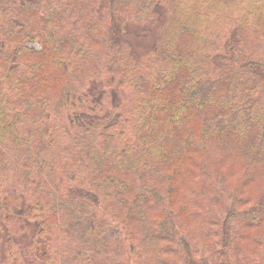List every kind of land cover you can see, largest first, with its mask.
Wrapping results in <instances>:
<instances>
[{"label": "trees", "instance_id": "16d2710c", "mask_svg": "<svg viewBox=\"0 0 264 264\" xmlns=\"http://www.w3.org/2000/svg\"><path fill=\"white\" fill-rule=\"evenodd\" d=\"M231 255L264 264V0H0V264Z\"/></svg>", "mask_w": 264, "mask_h": 264}, {"label": "rangeland", "instance_id": "374dc122", "mask_svg": "<svg viewBox=\"0 0 264 264\" xmlns=\"http://www.w3.org/2000/svg\"><path fill=\"white\" fill-rule=\"evenodd\" d=\"M32 46H34V47H38L37 42H36V43H33ZM126 93H128V92L126 91ZM129 94H130V93H129ZM106 102L110 104V102H111V98H110L109 96L106 98ZM51 123H52V125H57V124L62 123V120L52 119V120H51ZM17 185H18V183L16 184L15 179H13V180L11 181V187H12V188H13V187H17ZM17 223H18V222H17ZM17 223H16V221H15V222H11V221H9V223H8V228H6V230H8V231H7L6 233L3 231V235L5 236V238H7L8 236H12L11 239L13 240V242H15V243L13 244V247H14V248L17 247V245H18L17 243H20V242H18L17 239L20 238L21 236H23L24 234H26L23 230L20 229V225H18ZM229 257H230V256H229ZM231 257H232V260H230V258L228 259V258L226 257L224 264H247V263L245 262V260H243L242 257H240L238 260H237L234 256H232V255H231ZM69 260H70V258H69V259L66 258L64 261H65V263L68 264V263H69ZM70 261H71V260H70ZM213 261H215V262H220V260H217V258L214 259ZM250 264H253V262H251Z\"/></svg>", "mask_w": 264, "mask_h": 264}]
</instances>
